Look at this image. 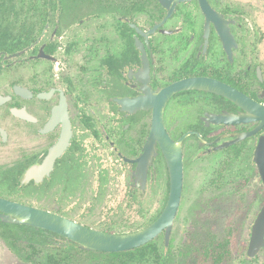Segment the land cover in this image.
<instances>
[{
	"label": "flooded vegetation",
	"instance_id": "af4514ba",
	"mask_svg": "<svg viewBox=\"0 0 264 264\" xmlns=\"http://www.w3.org/2000/svg\"><path fill=\"white\" fill-rule=\"evenodd\" d=\"M35 1L43 0H0V198L72 219L63 212L66 197H82L77 211L84 200L105 196L117 173L126 171L130 202L148 182L155 184L161 208L148 223L112 231L72 220L114 233L147 226L170 192L159 139L144 185L134 173L154 111L161 109L165 133L180 149L182 181L169 240L165 229L156 237L166 247L173 243V224L186 200L183 242L201 238L205 245L210 233H229L232 253L243 254L239 264H258L264 247L252 256L247 251L264 206L255 153L264 136V10H242L227 0H207V10L198 0L178 2L170 13L158 0L160 6L147 7L138 0V8L128 0L72 6L46 0L37 10ZM193 79L192 86L163 95ZM213 83L248 102L215 91ZM192 181L201 184L184 199ZM37 194L45 207L22 200ZM53 204L57 209L46 207ZM232 253L222 264H230Z\"/></svg>",
	"mask_w": 264,
	"mask_h": 264
},
{
	"label": "water",
	"instance_id": "95a60500",
	"mask_svg": "<svg viewBox=\"0 0 264 264\" xmlns=\"http://www.w3.org/2000/svg\"><path fill=\"white\" fill-rule=\"evenodd\" d=\"M158 1L162 6L166 7L170 13L178 2L190 0ZM198 3L201 9L207 10V0H198ZM194 83V79L178 82L166 89L163 95L167 97L178 88L192 86ZM213 84L215 91L230 99L242 103L248 102L245 96L237 93L230 87L218 83ZM261 118L264 119V110L262 111ZM156 139L160 140L168 163L170 192L168 201L161 214L147 226L131 232H106L88 227L60 214L5 198H0L1 220L7 223L29 225L55 232L74 242L81 249L90 251L121 252L130 250L153 240L163 229H165V241L167 243L181 195L182 162L180 149L170 141L165 133L162 125L161 109H155L153 124L144 147V152L136 159L137 169L134 173L135 179L139 180L143 185L147 176V166L152 156L155 154L153 145ZM255 153L260 174L264 181V136L260 137ZM29 175L30 172L28 171L25 178H28ZM261 247H264V206L259 211L253 224L247 252L252 256Z\"/></svg>",
	"mask_w": 264,
	"mask_h": 264
},
{
	"label": "trees",
	"instance_id": "16d2710c",
	"mask_svg": "<svg viewBox=\"0 0 264 264\" xmlns=\"http://www.w3.org/2000/svg\"><path fill=\"white\" fill-rule=\"evenodd\" d=\"M27 0H18L24 5ZM46 0L35 1L37 10H42ZM56 1V0H55ZM104 4L107 0H100ZM138 0H128V6L139 7ZM150 4L148 0L141 6H160L157 0ZM77 0H66V6L76 5ZM119 6H122L120 4ZM0 238L7 248L21 261L30 264H222L229 261L232 253L234 239L228 235L217 237L210 233L209 243L203 244L199 238L198 243L183 245L174 253L172 242L168 247H162L160 237L121 252L90 251L81 249L74 242L63 236L34 226L14 224L0 221ZM193 241V238L191 239Z\"/></svg>",
	"mask_w": 264,
	"mask_h": 264
},
{
	"label": "rangeland",
	"instance_id": "374dc122",
	"mask_svg": "<svg viewBox=\"0 0 264 264\" xmlns=\"http://www.w3.org/2000/svg\"><path fill=\"white\" fill-rule=\"evenodd\" d=\"M253 1L254 0H227V2L232 4V6L241 8L242 10H264V0H260V3L258 4H255ZM86 6L89 5H81V7ZM117 174L113 185L110 187L105 196L99 198L94 197L93 201H91V199L84 200V205H81L77 211H74V208L78 205L82 197H66L65 204H63V212L65 215L92 227L112 231L134 230L148 223L161 208L159 201L157 200L158 196L155 191L156 187L154 182H148L144 193L139 194L135 202H130L127 193L125 192L130 175L126 171H122ZM200 184L201 181H199L198 184L194 181L189 183L187 186L188 190H185L184 199H188L190 197L191 193L189 190L197 189ZM22 200L39 207H45L41 194L24 197ZM188 205L189 204L186 200L183 201L173 224L171 233L173 243L171 248L174 253L177 251L176 246H180L184 243L183 237L180 235V230H184L187 223ZM46 207L50 209H57L58 206L53 204ZM242 240L246 239H240L241 242ZM159 241L162 247V237ZM242 256L243 254L240 252L237 254L233 252L230 264H239L240 258H243ZM262 256H264V249L262 250V254L258 255V259H256L258 264H261L260 262ZM0 264L30 263L23 262L17 258L0 238Z\"/></svg>",
	"mask_w": 264,
	"mask_h": 264
}]
</instances>
